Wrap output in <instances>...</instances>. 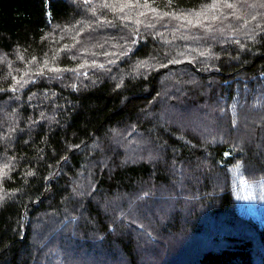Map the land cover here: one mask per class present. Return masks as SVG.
I'll use <instances>...</instances> for the list:
<instances>
[{
  "label": "trees",
  "instance_id": "obj_1",
  "mask_svg": "<svg viewBox=\"0 0 264 264\" xmlns=\"http://www.w3.org/2000/svg\"><path fill=\"white\" fill-rule=\"evenodd\" d=\"M216 2L0 0V264H264V0Z\"/></svg>",
  "mask_w": 264,
  "mask_h": 264
},
{
  "label": "snow or ice",
  "instance_id": "obj_2",
  "mask_svg": "<svg viewBox=\"0 0 264 264\" xmlns=\"http://www.w3.org/2000/svg\"><path fill=\"white\" fill-rule=\"evenodd\" d=\"M218 2H219V0H217L216 3H213V4L209 5L208 7H210V8H215V7L218 6ZM145 6H147V5H145ZM225 6L228 7V8H233V7H234L233 4H231V3H227V0H225ZM121 10H123V9H121ZM13 91H15V89H13ZM5 167H7V165H5ZM5 174H6V173H5ZM0 199H2V198H0Z\"/></svg>",
  "mask_w": 264,
  "mask_h": 264
}]
</instances>
